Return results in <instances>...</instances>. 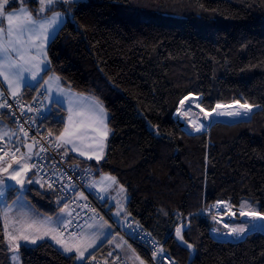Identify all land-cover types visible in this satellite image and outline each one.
I'll list each match as a JSON object with an SVG mask.
<instances>
[{
	"label": "trees",
	"instance_id": "trees-1",
	"mask_svg": "<svg viewBox=\"0 0 264 264\" xmlns=\"http://www.w3.org/2000/svg\"><path fill=\"white\" fill-rule=\"evenodd\" d=\"M23 5L36 17L67 15L49 45L43 80L57 74L64 87L94 97L108 112L104 158L71 161L116 177L129 195V217L180 264H264V231L224 239L213 234L221 226L203 214L220 201L238 209L247 201L264 214V0H86L44 13L36 0H10L5 12ZM40 88H26L24 99ZM192 95L207 111L237 102L257 110L249 119L191 132L176 114ZM67 115L52 105L45 125L54 138ZM32 187L26 196L41 211L63 207L47 186ZM15 197L10 190L8 200ZM20 254L22 264L122 258L108 243L82 263L50 241L23 245ZM0 264H13L1 210Z\"/></svg>",
	"mask_w": 264,
	"mask_h": 264
},
{
	"label": "built area",
	"instance_id": "built-area-1",
	"mask_svg": "<svg viewBox=\"0 0 264 264\" xmlns=\"http://www.w3.org/2000/svg\"><path fill=\"white\" fill-rule=\"evenodd\" d=\"M0 103H7L10 107L0 108V115H6L12 121L17 132V141L0 143L7 145V153L13 158L19 156L27 144L34 146L36 154L32 162V173L43 184L52 190L61 206L70 208L68 226L63 229L65 236H80L81 229L87 222L97 219L111 220L119 234L133 246L145 252L149 264H180L171 256L164 244L158 243L152 235L137 224L132 217L125 220L124 228L113 222L110 211L106 207L105 198L95 187L97 171L90 165H80L72 162L70 156L61 147L57 138L47 131L45 121L52 111L45 112L47 93L40 88L31 100L24 97H13L5 86H2ZM46 109V110H47ZM28 132L24 137L20 130ZM60 144V143H59ZM43 147V151H41ZM20 151L16 152L15 149ZM52 184V187H49ZM226 206L233 207L229 202H218L206 207L203 214L213 217L219 224L224 226L233 219L228 215ZM229 234L222 232L223 238H229ZM232 238V237H230ZM162 251H159L161 250ZM157 255H153V253ZM90 264H129L123 258L101 259L92 261Z\"/></svg>",
	"mask_w": 264,
	"mask_h": 264
},
{
	"label": "rangeland",
	"instance_id": "rangeland-1",
	"mask_svg": "<svg viewBox=\"0 0 264 264\" xmlns=\"http://www.w3.org/2000/svg\"><path fill=\"white\" fill-rule=\"evenodd\" d=\"M78 1H86V0H78ZM192 96L194 97L192 101H188V99L187 100L184 99L185 101L184 105L180 106L176 114V119L178 120V122L185 129H188V131L191 132L209 131L211 125L216 122L233 123L240 120L249 119L251 118L253 113L257 110L256 107H253L254 110H252V114L250 117H238V119H235L234 116H229L226 113L233 112L235 110V107L237 106L239 107L243 104L231 103V104L221 105L220 108L216 107L215 111H207L200 105L201 97L196 95H192ZM197 104L199 105V107H197ZM46 109L47 107H45V112L50 111V109L47 110ZM104 109L106 110L105 107ZM201 109H203V111H201ZM185 112L187 113L186 115ZM218 112H223L225 114L217 115ZM205 113H208L209 115L206 116ZM106 114L108 117L107 110H106ZM92 116H95V114H93ZM184 121H187L188 124L185 125ZM201 125H203L201 130L196 131L195 130L196 127H199ZM107 130H108V137L106 138V141L108 143V139L110 136L109 122H107ZM0 134H2V138H0V143L17 141L16 140L17 132L11 120L0 118ZM7 148H8L7 145H0V156H3V159L0 160V167H6L8 164H12V168L9 169V172H11L14 169L18 168L19 165L16 164L14 162V159L11 158L9 155L6 156L4 155V153L7 152ZM22 156L24 157V159H21ZM35 156H36L35 153L31 154L24 149L22 153L15 158L17 160H20L21 163L27 165V167L30 169L23 177L25 180L23 187L17 184L16 181L9 179L7 174L0 172V180L5 181V184L0 186V191H2L3 193L2 195H0V210L2 212V218L7 235V242L10 249L13 264H22L20 247L23 245L32 247L38 245L43 241H50L52 243H55L63 251V245L56 243V240L52 239L53 236H55L57 240L63 241V244L74 246V250L71 253H67V254L68 255L74 254L77 263L84 262L87 256L97 246H100L102 243L106 242L117 245L119 243V240H122V242L126 244L128 249L125 251H127V255L132 256V260L136 259L141 262H146V260L141 256L137 247L127 242L115 229V226L112 223V221L108 219H103L105 221H96L95 223L89 224L85 228V230L81 232L80 236L63 235V229L66 226H68L67 225L69 220L68 213H70V211L67 208L65 209L61 208L55 214H47L41 211L37 206H35L26 196V192L30 188L32 190L33 185L41 188V190H45L44 187L46 186L41 182V180L38 177H36V175L32 173V161L34 160ZM28 157H30V159ZM29 179H31L33 183H28ZM27 183L29 184V186L30 185L31 186L30 187L26 186ZM97 185L100 188V183L98 180H97ZM116 186L120 188L122 185L118 184ZM10 189H14V192L16 193V197L13 202H10L8 200ZM124 192H127L126 189ZM127 196L129 199V195ZM18 197L19 199H17ZM118 198H119V206L124 207L127 200L125 199L124 201V199H122L120 196ZM121 200H123V202H121ZM220 202H224V201H220ZM230 209L231 211H228V215L233 219V221H231L228 224V227H225L226 230H224L225 229L224 226H221V229L217 230L216 233L219 232L227 233L229 234L228 235L229 238L232 237L231 240L232 239L235 240L244 236L247 233L252 232V230H255L257 228L256 227L255 229H253V225H256V223L252 220L253 217L247 215L241 216L239 214L240 208L238 209L230 206ZM232 212H235V215H232L231 214ZM66 217H68V219ZM112 220L113 222L117 223L119 227L124 228L125 219L113 217ZM232 228H244L245 231L241 234L231 233ZM36 229H39L40 231L37 232ZM46 230L49 231V234L47 236H44L42 240H38L36 244H32L30 241H25L22 239L10 243L8 239L9 235L19 236L21 233L30 236L43 235L44 231ZM93 241H95V243H93ZM89 244H92V246L87 247ZM76 248H79L81 251H84L83 258H79V253L75 250ZM13 257H15V259H13Z\"/></svg>",
	"mask_w": 264,
	"mask_h": 264
},
{
	"label": "snow or ice",
	"instance_id": "snow-or-ice-1",
	"mask_svg": "<svg viewBox=\"0 0 264 264\" xmlns=\"http://www.w3.org/2000/svg\"><path fill=\"white\" fill-rule=\"evenodd\" d=\"M10 0H0V24H3V18L6 15L8 27H7V35L3 36V29H0V76L3 77L4 81H7L8 89L11 90V94L13 97L16 96V89L19 87L21 83H26V77L23 75L25 72H31V79L36 80L37 75L40 71H49L50 69L47 68V61L45 59H40L37 61L36 56H29L25 57V55L22 52L23 46L27 43H30V37L32 35H35L37 37L42 36L43 41H48L49 39H54V33H56L57 27L62 23L63 16L65 13L56 12L53 11L55 6L57 5H63L68 4L71 5L75 2V0H36L40 4V13H44L45 11H53V15L51 17H36L34 18L28 9L21 7L20 13H5V6L8 5ZM13 4L17 3V0H11ZM30 0H24V3H28ZM29 36L28 40H25V35ZM38 50L40 51L41 56H46V53L43 52L44 43L41 42L38 46ZM13 53L16 54V56L19 58V61H22L23 63H17V60L13 58ZM35 61V62H34ZM25 65H31V67H25ZM41 65L44 67L42 68ZM59 77L53 76L50 77L49 80L44 81L45 85H51L52 82H57L58 86ZM27 86L31 87L32 85L28 84ZM59 88V86H58ZM60 92H64V89L59 88ZM3 93L0 92V96H2ZM188 98L185 97V100ZM184 100L180 101V104L184 105ZM238 103V102H237ZM4 107H10L6 102L0 103V108ZM197 107L199 105L197 104ZM221 105H217V108H220ZM242 109H244L243 112L237 110L234 112H227L226 114L229 116L234 117H250L253 110V105L251 104H243L240 106ZM92 108L93 111L96 113L97 119L99 120V123L103 126L105 129L102 132V135L104 138L107 137L108 131L107 125L104 123L105 120V109L103 107V104L99 100H93L92 101ZM71 108L69 109V121H71ZM203 111V109H201ZM215 111V109H213ZM187 113L185 112V115ZM223 112H218L217 115H224ZM205 115H209L208 113H205ZM203 125L196 127V131H200ZM23 132L24 137L28 136V132L24 131L23 127L20 129ZM96 131H99V129H94ZM73 133L69 132L68 128H65V132L61 134V136L57 137L58 141H62L63 144H73V139L71 138ZM67 137V138H66ZM0 138H2V134H0ZM31 146H29L30 148ZM56 147H61V144H56ZM103 145L101 144V150ZM43 147H41V151H43ZM75 151V147L72 149ZM16 152H19L20 149H15ZM4 155H8L7 152L4 153ZM81 155H84L83 152H81ZM30 159V157H28ZM92 157L90 156L89 159ZM102 156H97L96 159H101ZM3 159V156H0V160ZM14 162L19 165L18 168L14 169L13 171L9 172V169L12 168V164H8L6 167H0V172H3L8 175L9 179L16 181L17 184L21 185L23 187L25 180L24 175L30 170L27 165L20 162V160L15 159L13 157ZM21 159H24L22 156ZM106 180L110 181L111 183L108 185V187H111L112 184H116V177L114 176H107L105 177ZM28 183H33L31 179L28 180ZM5 181L0 180V186L4 185ZM49 187H52V184H49ZM13 190L14 189H10ZM105 189H101V191H104ZM120 191L124 192L125 189L121 186ZM2 191H0V195H2ZM19 199V197L17 198ZM15 203V202H14ZM219 205V202H218ZM67 207V206H65ZM122 210V209H121ZM226 210L231 211L230 207L226 206ZM232 215H235V212L231 213ZM241 216H251L253 218H256L260 221H264V214H261L260 211L254 209L250 203L247 201L243 202L240 205V213ZM7 215V214H5ZM119 215V212L117 213ZM31 227V226H30ZM225 227H228L227 224H225ZM256 228V225H253V229ZM261 230H264V224L260 226ZM37 232H39V229H36ZM245 231L244 228H232L231 233L241 234ZM49 234V231H44L43 235H26L21 233L19 236L9 235L8 239L10 243L15 242L17 240H25L30 241L32 244H36L38 240H42L44 236H47ZM176 235L179 237L180 240H183L182 236V229L177 228L176 229ZM53 240H56V243L63 245V251L65 253H71L74 250V246H69L67 244H63V241L57 240L55 236L52 237ZM95 243V241H93ZM187 243V242H185ZM18 246V245H17ZM92 244H89L87 247H91ZM188 248H192L191 244H187ZM79 253V258H83L84 251H81L79 248L75 249ZM86 250V249H85ZM159 251H162L159 250ZM153 255H157V253H153ZM15 259V257H13ZM143 264V262H141Z\"/></svg>",
	"mask_w": 264,
	"mask_h": 264
},
{
	"label": "crops",
	"instance_id": "crops-1",
	"mask_svg": "<svg viewBox=\"0 0 264 264\" xmlns=\"http://www.w3.org/2000/svg\"><path fill=\"white\" fill-rule=\"evenodd\" d=\"M75 1H78V0H75ZM21 7L28 9L29 12L31 13V15L34 18H36V16L34 15L33 11L30 9L29 6L23 5ZM21 7L16 8V9H12V10L7 11L5 13H17V14H19ZM56 12L64 13L62 11H56ZM52 15H53V13L49 14L48 16H44V17H51ZM66 21H67V15L65 14L63 16L62 23L57 27L56 33L53 34L54 39L56 38L57 34L59 33V31L61 30L63 25L66 23ZM7 27H8V22H7V18L5 15V17L3 18V24H0V29H3V36L7 35ZM0 38H2V37H0ZM24 39L28 40L29 36L26 34ZM54 39H49L48 41L45 42V41H43L42 36L37 37L35 35H32L30 37V43H27L23 46L22 52L26 58L29 56H36L37 61H39L40 59H45L48 62L47 68L49 69L50 68V58H49L48 49H49V45L51 44V42ZM41 42L44 43L43 52L46 53V56H41L40 51L38 50L37 46ZM13 58L17 60V63H21V64L23 63L22 61H19V58L16 56L15 53H13ZM25 67H31V65H25ZM41 67L43 68L44 66L41 65ZM45 73L46 72L43 70L40 71L37 75L36 80L31 79V72L23 73V75L26 77V83H21L19 85V87L16 89V93H17L16 97H22L23 96L26 88L29 87V86H27L28 84H30L32 86L39 85L40 87L44 88L46 90V93H47L46 102H45L46 106H48V108L51 109L53 104H58L62 108H64L68 114L65 128L67 127L69 132L73 133V135L71 137L73 139V144H63L62 141H59V143L61 144L62 150L66 154H68L69 156H74L75 158H78V159L86 161V162H99V161H101L105 156L106 147H107L106 138L108 137V135L106 138L103 137L102 132L105 129L103 128V126L101 124L99 125V120L97 119L96 113L93 111L92 101L95 98L90 96V95L78 93L74 90H71V89L64 87L60 77L57 74H50L45 80H43V76ZM53 76L59 77L58 86H59V88L64 89L63 93L59 91V88L57 86V82H52L50 86L44 84V81L49 80V78L53 77ZM2 86H5L8 89L7 81H4L3 77L0 76V92L2 91ZM8 91L11 93L10 89H8ZM95 100H97V99H95ZM70 108L72 110L71 111V117H72L71 121H69V115H70L69 109ZM93 114H95V116H92ZM107 122H108V117H107L106 110H105L104 123L107 125ZM94 129H99V131H96ZM64 132H65V129L62 133H64ZM101 144L103 145L102 150H101ZM73 147H75V149H76L75 151L72 150ZM81 152H83L84 155H81ZM29 153L32 154L34 152H29ZM90 156L92 157L91 159H89ZM97 156H102V158L97 160L96 159ZM107 176H110V175H108V174H102V175L99 174L98 175L97 174V177H96L95 183H94L95 187L102 194V196L105 198L106 207L108 210H110V214H112L111 215L112 218L117 217V218L126 220L129 217L128 212H127V204L129 201L128 196H127L128 193L120 191V188L118 186H116L119 184L118 182H117L118 184H112L111 187H108V185L111 182L105 179V177H107ZM97 180L100 183V188L97 185ZM26 186L30 187L31 185L29 186V184L27 183ZM101 189H105V190L101 191ZM119 196L122 199H124V201H125V199L127 200L124 207L119 206V198H118ZM121 202H123V200H121ZM65 208H67L70 211L69 207H65V206L62 207V209H65ZM118 212H119V215H117ZM69 214L70 213H68V217H69ZM68 217H66V218L68 219ZM96 221H105V220L95 218V219L87 222L86 225H84L83 228L81 229V232L83 230H85V228L89 224L95 223ZM66 222H67V220H66ZM224 230H226V228ZM252 231H255V230H252ZM216 232L217 231H214L213 234H215L217 236H220V234L222 233V232H219V233H216ZM247 234H245L244 236H242L236 240L244 238ZM224 239L231 240V238H224ZM53 244H55V243H53ZM103 244L104 243H102L100 246H102ZM100 246H97L88 256H90ZM108 248L110 249V253L113 252V253L121 256L129 264H141V261L136 260V259L132 260V256L127 255V251H125V250H127L128 248H127L126 244L122 242V240H119V243L117 245L108 243ZM143 264H149V262L146 261V262H143Z\"/></svg>",
	"mask_w": 264,
	"mask_h": 264
},
{
	"label": "water",
	"instance_id": "water-1",
	"mask_svg": "<svg viewBox=\"0 0 264 264\" xmlns=\"http://www.w3.org/2000/svg\"><path fill=\"white\" fill-rule=\"evenodd\" d=\"M194 99V97L193 96H190V97H188V101H192ZM184 123H185V125H187L188 123H187V121H184ZM234 123V122H233ZM213 125V124H212ZM211 125V126H212ZM29 146H31L30 148H29ZM25 150H27L28 152H34V146L32 145V144H27L26 145V147H25ZM255 223H256V231H264V230H261V228H260V226L262 225V224H264V221H260V220H258V219H256V218H253L252 219ZM180 228L181 229H183L184 228V226H180Z\"/></svg>",
	"mask_w": 264,
	"mask_h": 264
},
{
	"label": "bare ground",
	"instance_id": "bare-ground-1",
	"mask_svg": "<svg viewBox=\"0 0 264 264\" xmlns=\"http://www.w3.org/2000/svg\"><path fill=\"white\" fill-rule=\"evenodd\" d=\"M234 108V107H233ZM237 110H239V111H241V112H243L244 111V109H242L240 106L238 107H235V110L234 111H237ZM254 110V109H253ZM233 111V112H234ZM212 115V114H211ZM213 117H215V116H213ZM216 119V118H215ZM235 119H238V117H235ZM213 121V120H212Z\"/></svg>",
	"mask_w": 264,
	"mask_h": 264
}]
</instances>
